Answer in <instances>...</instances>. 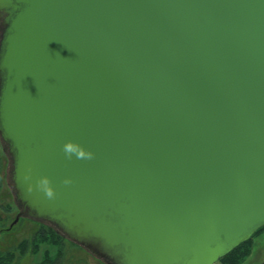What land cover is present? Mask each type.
I'll return each instance as SVG.
<instances>
[{"label":"water","instance_id":"obj_1","mask_svg":"<svg viewBox=\"0 0 264 264\" xmlns=\"http://www.w3.org/2000/svg\"><path fill=\"white\" fill-rule=\"evenodd\" d=\"M0 20L16 222L109 264H217L264 228V0H0Z\"/></svg>","mask_w":264,"mask_h":264},{"label":"rangeland","instance_id":"obj_2","mask_svg":"<svg viewBox=\"0 0 264 264\" xmlns=\"http://www.w3.org/2000/svg\"><path fill=\"white\" fill-rule=\"evenodd\" d=\"M1 33L0 20V38ZM21 210L15 200L12 162L0 138V264H109L47 223L27 216L16 222ZM43 227L58 234L52 236L50 243L35 239ZM32 240L36 245L34 248L28 244ZM250 249L251 253L241 264H263L264 230L253 238L247 250Z\"/></svg>","mask_w":264,"mask_h":264},{"label":"trees","instance_id":"obj_3","mask_svg":"<svg viewBox=\"0 0 264 264\" xmlns=\"http://www.w3.org/2000/svg\"><path fill=\"white\" fill-rule=\"evenodd\" d=\"M264 228L260 229L249 241L241 244L238 248L233 250L230 254H228L226 257L220 260L223 264H241L244 262V259L251 253V249L247 250L248 247L250 246L253 238L261 231H263ZM58 234L54 231H48L44 227L37 233L36 238L39 239L40 242L45 243L49 242L52 236L56 237ZM59 237V236H58ZM29 242V241H28ZM27 242V243H28ZM39 242V243H40ZM41 243V244H42ZM29 245L31 244L30 247L34 248L36 247L34 240H32Z\"/></svg>","mask_w":264,"mask_h":264},{"label":"clouds","instance_id":"obj_4","mask_svg":"<svg viewBox=\"0 0 264 264\" xmlns=\"http://www.w3.org/2000/svg\"><path fill=\"white\" fill-rule=\"evenodd\" d=\"M65 151L68 155H72L73 153H75L78 157L91 158L93 155L91 151L84 149L82 146L72 141H69L65 144ZM70 182V178L65 179V183ZM37 183L39 187H41L46 192L47 195L52 196L54 194L49 177L43 176L38 180Z\"/></svg>","mask_w":264,"mask_h":264},{"label":"flooded vegetation","instance_id":"obj_5","mask_svg":"<svg viewBox=\"0 0 264 264\" xmlns=\"http://www.w3.org/2000/svg\"><path fill=\"white\" fill-rule=\"evenodd\" d=\"M219 264H223L222 262H218ZM263 264H264V262H263Z\"/></svg>","mask_w":264,"mask_h":264}]
</instances>
